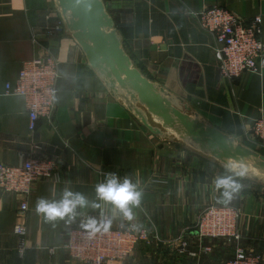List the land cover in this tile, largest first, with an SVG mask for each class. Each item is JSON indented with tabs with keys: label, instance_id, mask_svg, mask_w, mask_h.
Masks as SVG:
<instances>
[{
	"label": "crops",
	"instance_id": "crops-1",
	"mask_svg": "<svg viewBox=\"0 0 264 264\" xmlns=\"http://www.w3.org/2000/svg\"><path fill=\"white\" fill-rule=\"evenodd\" d=\"M104 1L124 49L145 76L185 99L217 128L249 141L246 131L264 115V67L257 65L234 79L221 77L215 39L200 28L193 12L219 6L245 21L259 16L264 43V0ZM52 8L53 0H0V161L17 165L36 152L61 161L56 177L34 183L23 253L14 232L20 222V196L0 189V264H78L63 247L68 230L81 227L88 215L106 212L111 217L112 206L97 201L100 209H78L82 214L66 223L67 218L47 221L36 212V203L40 198L59 200L65 188L96 200V186L108 173L121 181L130 179L142 192L134 219L117 215L112 226H144L158 237L139 245L121 264H221L232 257L233 245L221 239L204 240L212 250L197 257L180 256L175 249L179 236L193 235L205 206L224 204L218 202L214 181L226 170L145 128L112 97L73 37L45 34ZM47 50L60 63L56 109L31 132L25 99L7 95L5 85L15 82L24 61ZM240 180V193L227 204L240 210L239 245L264 264V188Z\"/></svg>",
	"mask_w": 264,
	"mask_h": 264
},
{
	"label": "built area",
	"instance_id": "built-area-1",
	"mask_svg": "<svg viewBox=\"0 0 264 264\" xmlns=\"http://www.w3.org/2000/svg\"><path fill=\"white\" fill-rule=\"evenodd\" d=\"M48 23L44 25L48 36L62 34L63 23L57 10L48 13ZM200 28L213 35L216 66L221 77L234 79L244 71H254L256 66L264 67V43L260 39L261 18L255 16L245 21L224 7L213 6L193 12ZM59 60L47 50L40 56L24 61L14 83L7 82L5 93L25 99L28 111V127L31 132L37 128L42 118L50 119L56 109L61 72ZM245 137L256 145L264 144V115L254 119ZM35 150H40L34 144ZM61 161L45 153H32L22 163L9 165L0 161V189L20 196V222L14 232L19 238V251L27 246L28 198L34 183L41 179L57 176ZM106 217L110 215L103 212ZM240 210L230 204H209L198 214L194 233L191 237L179 236L175 249L178 255L197 257L211 252L212 246L204 240L221 239L233 245L232 257L221 264H261V257L253 255L239 245L241 233L238 229ZM100 219L101 213L88 215ZM158 237L148 227H133L129 224L111 226L107 232L101 231L89 236L82 227L68 230L63 247L78 264H121L128 259L139 245H148ZM191 244L197 246L191 248ZM55 248H52L53 252Z\"/></svg>",
	"mask_w": 264,
	"mask_h": 264
},
{
	"label": "water",
	"instance_id": "water-1",
	"mask_svg": "<svg viewBox=\"0 0 264 264\" xmlns=\"http://www.w3.org/2000/svg\"><path fill=\"white\" fill-rule=\"evenodd\" d=\"M63 32L83 49L112 97L161 140L174 141L225 168L247 165L245 179L264 188V155L210 123L159 82L145 76L123 47L104 0H53Z\"/></svg>",
	"mask_w": 264,
	"mask_h": 264
},
{
	"label": "clouds",
	"instance_id": "clouds-1",
	"mask_svg": "<svg viewBox=\"0 0 264 264\" xmlns=\"http://www.w3.org/2000/svg\"><path fill=\"white\" fill-rule=\"evenodd\" d=\"M247 173V165L229 163L226 166V174L216 177L214 181L215 190L220 193L218 202L230 203L240 193L243 185L239 180ZM141 197L142 192L138 190L137 184L128 178L121 181L114 173H108L105 180L96 186V200L90 201L84 194L65 188L59 200L40 198L36 203V212L43 215L47 221L67 218L66 223H70L82 214L78 209H100L102 204L97 201L109 204L112 206L111 217H106L101 212L99 220L89 217L81 224L89 236H95L101 231L107 232L112 226V219L117 215H122L129 221L133 220V208L140 206Z\"/></svg>",
	"mask_w": 264,
	"mask_h": 264
},
{
	"label": "trees",
	"instance_id": "trees-1",
	"mask_svg": "<svg viewBox=\"0 0 264 264\" xmlns=\"http://www.w3.org/2000/svg\"><path fill=\"white\" fill-rule=\"evenodd\" d=\"M245 145L251 147L252 149H255L257 150L258 152H260L262 155H264V147H258L255 143L253 142H250V141H247V140H243L242 141ZM244 180H248V179H245V178H242ZM249 181V180H248Z\"/></svg>",
	"mask_w": 264,
	"mask_h": 264
},
{
	"label": "rangeland",
	"instance_id": "rangeland-1",
	"mask_svg": "<svg viewBox=\"0 0 264 264\" xmlns=\"http://www.w3.org/2000/svg\"><path fill=\"white\" fill-rule=\"evenodd\" d=\"M223 169L226 170L225 168H223ZM240 181H241V183H243V182H242L243 180H240ZM249 181H250V180H249ZM251 182H252V181H251ZM253 183H254V182H253ZM255 184H257V183H255ZM257 185H259V184H257ZM259 186H260V185H259ZM261 187H263V186H261ZM132 255H133V254H132ZM132 255H131V256H132ZM131 256H130V257H131ZM130 257H129V258H130ZM129 258H128V259H129ZM126 260H127V259H126Z\"/></svg>",
	"mask_w": 264,
	"mask_h": 264
}]
</instances>
